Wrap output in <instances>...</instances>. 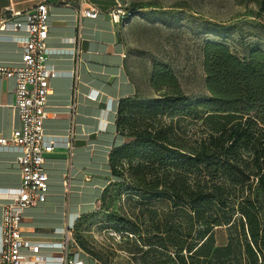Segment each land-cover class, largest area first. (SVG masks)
I'll list each match as a JSON object with an SVG mask.
<instances>
[{
    "label": "trees",
    "instance_id": "trees-1",
    "mask_svg": "<svg viewBox=\"0 0 264 264\" xmlns=\"http://www.w3.org/2000/svg\"><path fill=\"white\" fill-rule=\"evenodd\" d=\"M203 54L208 95L190 98L173 69L155 61L151 85L161 96L119 103L123 142L111 152L102 199L115 184L135 200L109 220L121 237H136L144 264H228L244 254L258 264L264 246V50L242 59L208 40ZM164 115L202 120L204 135L183 142Z\"/></svg>",
    "mask_w": 264,
    "mask_h": 264
},
{
    "label": "crops",
    "instance_id": "crops-1",
    "mask_svg": "<svg viewBox=\"0 0 264 264\" xmlns=\"http://www.w3.org/2000/svg\"><path fill=\"white\" fill-rule=\"evenodd\" d=\"M39 1L0 0V24L7 6L25 12ZM45 1L50 8L47 62L60 72L50 80L44 126L60 141L46 154V199L23 214L21 228L26 240L42 244L36 253L27 250L29 254L57 257L64 253L57 245L65 239L64 230L73 226L75 234L78 222L102 200L104 189L113 180L111 152L123 142L117 129L119 103L135 97L139 87L130 71L123 25L110 15L117 0ZM82 1L83 6H95L97 16L80 15ZM23 19L24 14L9 17L10 22ZM26 35L24 29H0V62L12 64L21 59ZM14 89V77H0V134L4 136L22 124L13 107ZM70 129L69 149L61 140ZM17 154L12 147L0 149V224L3 205L20 184ZM68 256L73 264H114L79 242L69 248Z\"/></svg>",
    "mask_w": 264,
    "mask_h": 264
},
{
    "label": "rangeland",
    "instance_id": "rangeland-1",
    "mask_svg": "<svg viewBox=\"0 0 264 264\" xmlns=\"http://www.w3.org/2000/svg\"><path fill=\"white\" fill-rule=\"evenodd\" d=\"M117 5L132 14L121 23L122 36L129 49L130 71L138 79V99L161 96L151 85L155 61L173 69L182 90L190 98L208 95L203 54L208 40L227 43L242 59L254 48L264 50V10L257 0H117ZM162 118L173 125L171 134L183 142L204 135L202 120L169 115ZM117 190V185L110 186L105 200L81 218L75 234L111 263L144 264L140 253L133 252L136 237H119L109 220L113 212H126L135 205V200L125 191L117 194ZM217 237L222 241L227 234L219 230ZM260 250L258 264H264V246ZM247 262L244 254L238 262L228 264Z\"/></svg>",
    "mask_w": 264,
    "mask_h": 264
},
{
    "label": "built area",
    "instance_id": "built-area-1",
    "mask_svg": "<svg viewBox=\"0 0 264 264\" xmlns=\"http://www.w3.org/2000/svg\"><path fill=\"white\" fill-rule=\"evenodd\" d=\"M85 2V0H84ZM80 7L79 14L95 17L98 9L91 6ZM0 29L8 27L24 29L21 59L12 64L0 62V77H14L15 101L13 107L21 119V127L10 136L0 134V149L12 147L17 151L20 166V184L9 202L3 205L0 224V264H73L68 256L69 248L78 245L74 227L64 230L65 239L58 247L64 250L61 256L48 257L27 252L39 251L41 242L26 240L22 234L23 214L32 206L46 199L49 189V174L45 168L46 154L55 149L60 140L50 136L44 126L47 117L48 95L52 91L50 80L60 71L48 64L49 48L47 38L50 27V8L45 0L22 12L13 5L6 7ZM24 14L23 20L9 21V17ZM111 18L119 22L132 15L118 5L110 11ZM74 75L73 72H71ZM93 95V94H91ZM72 130L63 141L72 148ZM68 179H66V183ZM118 234L117 232H114ZM121 237V234H118Z\"/></svg>",
    "mask_w": 264,
    "mask_h": 264
}]
</instances>
